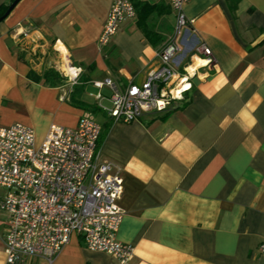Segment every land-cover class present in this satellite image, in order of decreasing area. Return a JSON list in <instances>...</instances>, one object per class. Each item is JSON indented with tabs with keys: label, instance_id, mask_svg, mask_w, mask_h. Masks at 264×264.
I'll use <instances>...</instances> for the list:
<instances>
[{
	"label": "crops",
	"instance_id": "crops-1",
	"mask_svg": "<svg viewBox=\"0 0 264 264\" xmlns=\"http://www.w3.org/2000/svg\"><path fill=\"white\" fill-rule=\"evenodd\" d=\"M132 1L135 17L100 44L112 0H20L0 21V126L25 124L38 145L52 124L100 123V157L123 179L116 237L133 247L125 264H264V0H189L192 26L177 35L166 0ZM173 37L175 67L194 68L191 88L164 111L113 121L111 91L93 81L140 83ZM65 62L80 69L76 82H46L50 68L64 76ZM52 264L120 263L72 234Z\"/></svg>",
	"mask_w": 264,
	"mask_h": 264
},
{
	"label": "built area",
	"instance_id": "built-area-1",
	"mask_svg": "<svg viewBox=\"0 0 264 264\" xmlns=\"http://www.w3.org/2000/svg\"><path fill=\"white\" fill-rule=\"evenodd\" d=\"M175 12V35L190 28L185 6L189 0H166ZM132 0H112L99 42L106 44L119 26L135 17ZM173 37L157 52V65L140 83L120 87L109 77L94 80L111 91L107 115L115 122L130 123L147 112L164 111L191 88L189 65L179 70L174 59L180 52ZM207 64L213 62L208 46L200 44ZM62 73L75 83L80 69L69 62ZM96 98H102L97 92ZM100 123L82 115L75 127L52 124L40 144L31 127L16 122L0 126V209L5 213L3 248L6 264L42 259L52 264L72 234L79 235L92 251L110 254L125 264L133 247L116 237L124 212L118 205L123 192L121 168L101 159ZM257 252L264 254V239Z\"/></svg>",
	"mask_w": 264,
	"mask_h": 264
},
{
	"label": "trees",
	"instance_id": "trees-1",
	"mask_svg": "<svg viewBox=\"0 0 264 264\" xmlns=\"http://www.w3.org/2000/svg\"><path fill=\"white\" fill-rule=\"evenodd\" d=\"M13 0H9L8 3H3L2 5H0V16L5 12V10L7 9L8 5L12 2ZM30 75L33 78H38V75L35 74L34 72L30 73ZM42 77L45 79L46 82H48L51 85H55V84H59L64 82L66 79V77H64L63 75H61L57 70L50 68L48 70H46L43 74ZM99 141V140H98Z\"/></svg>",
	"mask_w": 264,
	"mask_h": 264
},
{
	"label": "water",
	"instance_id": "water-1",
	"mask_svg": "<svg viewBox=\"0 0 264 264\" xmlns=\"http://www.w3.org/2000/svg\"><path fill=\"white\" fill-rule=\"evenodd\" d=\"M20 0H13L5 10V12L0 16V21H2L9 13L10 11L15 7V5L19 2Z\"/></svg>",
	"mask_w": 264,
	"mask_h": 264
},
{
	"label": "rangeland",
	"instance_id": "rangeland-1",
	"mask_svg": "<svg viewBox=\"0 0 264 264\" xmlns=\"http://www.w3.org/2000/svg\"><path fill=\"white\" fill-rule=\"evenodd\" d=\"M2 191H4L5 192V189L4 188H2V187H0V193L2 192ZM1 209H0V219L2 218V216H3V214L1 213Z\"/></svg>",
	"mask_w": 264,
	"mask_h": 264
},
{
	"label": "bare ground",
	"instance_id": "bare-ground-1",
	"mask_svg": "<svg viewBox=\"0 0 264 264\" xmlns=\"http://www.w3.org/2000/svg\"><path fill=\"white\" fill-rule=\"evenodd\" d=\"M200 62H201V61H200ZM200 62H199V63H200ZM190 70H191V71H193V70H194L193 66H192V67H190Z\"/></svg>",
	"mask_w": 264,
	"mask_h": 264
}]
</instances>
